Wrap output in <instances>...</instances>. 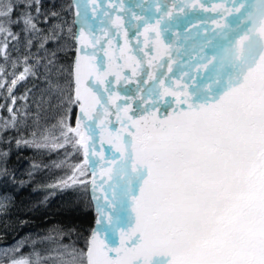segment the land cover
Segmentation results:
<instances>
[{
	"label": "snow or ice",
	"instance_id": "1",
	"mask_svg": "<svg viewBox=\"0 0 264 264\" xmlns=\"http://www.w3.org/2000/svg\"><path fill=\"white\" fill-rule=\"evenodd\" d=\"M232 3L235 7L224 11L237 14L233 27L218 41L228 48L227 58L217 61L226 73L188 86L191 92L180 85L179 91L165 87L160 80L162 91L151 90L158 99L149 115L133 119L124 109L131 123L121 130L131 139L109 141L119 155L106 161L101 184L95 176L91 181L96 225L106 235L119 231V246L109 247L92 229L86 264H264V0L247 7ZM201 8L219 11L220 6ZM10 11L11 6L0 8V16ZM25 23L36 27L31 18ZM217 27L225 25L217 22ZM80 42L83 48V32ZM213 60L203 64L205 70ZM93 61L88 55L76 58L75 101L82 117L75 127L66 125L84 149L85 164L91 126L85 128L83 120H92L100 104L86 85L93 78L103 83ZM28 72L26 67L17 79ZM169 96L177 108L161 118L159 100ZM170 106L165 100L164 107ZM91 154L97 155L95 149ZM99 156L104 159L103 152ZM75 173L84 174L77 167L62 181L65 187L86 183Z\"/></svg>",
	"mask_w": 264,
	"mask_h": 264
},
{
	"label": "trees",
	"instance_id": "2",
	"mask_svg": "<svg viewBox=\"0 0 264 264\" xmlns=\"http://www.w3.org/2000/svg\"><path fill=\"white\" fill-rule=\"evenodd\" d=\"M9 6V15L0 16V248L23 242L22 254L29 242L35 251L40 241L45 247L60 238L75 249L87 240L85 252L95 214L75 207L85 190L63 185L66 175L54 162L65 141L50 130L65 87H76L74 0H0V8ZM29 18L35 28L25 23Z\"/></svg>",
	"mask_w": 264,
	"mask_h": 264
},
{
	"label": "bare ground",
	"instance_id": "3",
	"mask_svg": "<svg viewBox=\"0 0 264 264\" xmlns=\"http://www.w3.org/2000/svg\"><path fill=\"white\" fill-rule=\"evenodd\" d=\"M252 1L253 0H249ZM200 2V0H199ZM199 2H196V0H171L172 4H176L178 3V9H172L170 12L168 11V13H166V23L162 29V31L164 30L163 36H162V32H158L154 35L155 39H156V46L154 48V50L157 51L158 53V57L160 58V63H158L157 61L152 62V64L150 66L146 67V77L142 78L141 80L143 82H145L144 85H140V80L138 79H134L132 77H135V71L129 68H126L121 65H119L118 61H112L111 64H109L107 66V75H103V78H105L107 81L109 82V85L111 87L114 86V83H116L119 79L120 76H122L124 74V76L130 80V81H134L133 84L135 87H149L150 85H153L155 83H158V81L163 80L164 82V86L165 87H171L173 89V87L176 84V74L171 73L169 71V67H171V63H170V53L175 52V53H185L184 54V59L186 58V52H193V51H199V52H203L202 48H204L201 44H198L197 42H193V41H180L181 46H183V48L179 47L176 45V42L174 39H172L170 37V35H176L180 25L183 24V26H186L185 22L187 24H200L195 28L186 30L184 32V34L186 33H192L194 31H198L201 29V32H203V30L206 28H208L209 30L212 29V25L211 24V20H207V21H199L196 20V14H194V12H192L191 14H189L187 17L189 18H185V11L187 10V8L189 7H193V3L197 5H199ZM220 2V6L222 4V0H217V3ZM96 7H98L97 5H95V2H93L92 0H85V6H84V23L89 27V32L87 33V37H85L87 46H86V50H87V55L90 57H94V62H97L98 65L99 63H103L104 59H105V53L107 52V50L109 49V47H113L115 44L117 43V39L119 40V43L123 40L119 38H113L112 35H114L113 33L116 34V32L120 31L122 32V34H126L128 32L127 29V25L125 24V22H123V20L119 19V24H117L116 19L112 18V23L109 22L107 20V16L104 15L103 18H100V14L98 13V11L96 10ZM182 11V15L181 14ZM223 11V9H222ZM111 14H113L115 12V10H110ZM118 13H121L120 10H118ZM169 13L171 15H169ZM217 14H219L217 12ZM181 16V17H180ZM181 19H184V21H181ZM169 19V20H168ZM226 20H219L220 24H224ZM116 22V23H115ZM217 25V24H215ZM97 28L98 30H100V32L97 31V34L99 35V37L97 35H95L91 29ZM225 29V27H224ZM159 34V35H158ZM142 36L147 37L146 39H142V41H147L148 37L150 36V34L148 33H143ZM100 43L101 46V51H98L95 49V44ZM138 39L136 38H132L129 40L128 45L126 46L125 50L128 52H136L137 51V43H138ZM210 44V42L207 44V46ZM116 47V46H115ZM124 48V47H123ZM207 48V47H206ZM185 50V52H184ZM204 50V49H203ZM205 52V50H204ZM203 52V53H204ZM209 53V52H208ZM125 56V55H124ZM204 58V57H203ZM184 61H187L184 60ZM156 68V70H159V72L157 74L152 73L151 71ZM211 68V67H210ZM223 68L226 69V66L223 65ZM177 69V68H176ZM118 70V71H117ZM116 71L117 73L115 74L116 77L112 76V73ZM163 75H165V77H163ZM152 77V78H150ZM207 78H204V80ZM107 81L104 83L105 86H107ZM99 84V83H98ZM86 86H90L93 93L95 95L98 96L97 92H98V85L97 83L94 84V80H89L88 85ZM122 87L121 84H117L115 87ZM135 91V96H139V93H144V92H140L143 91L141 88L138 89H134ZM131 93H133V91L131 90ZM128 96V95H127ZM114 97V96H113ZM120 98H122V95H119ZM100 104L96 106L97 111L93 113V119L89 120V125L91 126V133L90 136L91 138L88 140V147H89V151L90 153H92V150L95 149L97 155H92L91 154V165L93 167V178L95 176V180L97 182V184H101L102 180H101V176L100 173L107 167V159H106V152L108 150V153H113L115 155H119V153H117L115 151V148L112 146V144L109 142L111 140H113L115 137L119 136L118 134H116L115 130L118 131H122V127H124V121L122 124V120L124 118V110L123 106L120 105V109H115V106L113 108H109L107 109L105 102H103L104 100H102V97H100ZM171 101L174 100L173 97H171ZM133 99V98H132ZM131 99V100H132ZM146 103V102H145ZM171 104V102H169ZM123 104V102H122ZM134 104V103H133ZM134 106H138L137 102L136 105L134 104ZM105 108L107 109L108 114L105 115ZM169 108L170 107H164L163 109V113L161 115V118L164 117L165 115H169L171 114V112H169ZM170 111H172V108L170 109ZM122 117V120H117V116ZM133 119H139V117L134 116ZM101 120H105L108 124V127L106 128L104 123ZM99 121L100 124L102 123V127L105 128L103 130L100 129L99 127ZM111 122L114 123L115 122V126L112 127ZM130 121H127V125H130ZM98 124V125H97ZM115 133H114V132ZM129 131H134V129H131L129 127ZM99 133H103L104 136V141L101 135H98ZM126 136V134H124ZM124 141H128V140H124ZM103 142V144H102ZM109 147V149H107V147ZM103 152L104 155V159H100L99 153ZM104 179L106 180V177H104ZM107 185H105L106 187ZM93 195V193H92ZM97 196H100L101 193L99 191V189L96 192ZM117 241H120V235L117 236ZM115 244V241L113 239L112 241Z\"/></svg>",
	"mask_w": 264,
	"mask_h": 264
},
{
	"label": "rangeland",
	"instance_id": "4",
	"mask_svg": "<svg viewBox=\"0 0 264 264\" xmlns=\"http://www.w3.org/2000/svg\"><path fill=\"white\" fill-rule=\"evenodd\" d=\"M228 0H224L223 3H227ZM75 6L81 11V6H82V1L81 0H74ZM237 5H238V0H237ZM233 6V5H232ZM235 6V5H234ZM228 9H231V7L227 6ZM233 8V7H232ZM223 14H225V18L229 19L225 21V29L217 27V18H213L211 20L212 25V33L213 37L210 38L209 35H207L208 38H210V44H209V49H207L204 53L201 52L200 54H191L187 55L184 60L187 59V61H184L188 67L189 73L193 72H198L202 74V78L204 81V78H208L217 72L220 73H226L228 71L227 67L226 69L223 68V65L217 64V61L221 58H227L228 56V48L220 47V43L223 41L221 40V37L223 33L228 32L230 28L233 27V25L230 23L235 19L234 17L229 18V14L224 11V13H221L220 19H223ZM231 16V15H230ZM93 33L99 37L97 34V29H93ZM203 38V36H202ZM218 41L220 43H218ZM180 44V41H178V45ZM209 52V53H208ZM200 58L199 64L196 66V69L194 71H190L193 66L195 65V57ZM215 56L216 60H213L212 63L208 64V70H205L203 67V64L207 60H211L212 57ZM171 57L173 59V72H176L177 66L175 65V61L177 59V55L172 52ZM202 57H205L206 60H202ZM184 58V57H183ZM213 64H217V66L214 68ZM211 67V68H210ZM177 77V74H176ZM98 88V87H97ZM76 89V87H75ZM75 89L74 87H65L64 93L62 97L58 101L59 108L62 106V110L57 112L53 117H56V122H54L51 125L50 130L54 131L57 133V137L61 138L65 142L62 143L63 150L62 154L63 157L60 161H55L54 163L56 164V168L62 167V170L66 175L64 177L65 179L68 180L70 176L74 174V170L79 167L81 170L84 172L83 175H80L79 173H75L77 175L79 181H85L86 183H76L73 185V187L78 188V192L80 193V190H85V193L83 194V197L81 195H78L75 193L74 199H78L80 197L84 198V202H79L77 205H75L76 208L80 210H87L91 213H89V216H93V214L96 213V203L94 200H92V191L89 190V185L91 182V176H90V168H89V163H91L90 157H89V163L85 164L84 163V149L76 143V140L78 137H76L73 133H68L67 132V127L66 125H71L72 127H75L77 119L82 117V113L79 111V105L75 101ZM114 93V92H113ZM115 94V93H114ZM130 103L127 104V109L128 113H131V108H130ZM109 107H113L112 102H110ZM137 110V107H136ZM138 113L141 112V109L137 110ZM84 126L85 122L83 120ZM86 128V126H85ZM68 141H67V140ZM62 149L61 145H58V151ZM89 156H90V151H89ZM81 199V198H80ZM87 205V206H86ZM52 240V238H50ZM54 240V239H53ZM52 240V241H53ZM87 240H84L82 243H77V248L71 246V243H62L61 239L58 238L55 240V242H52L51 245H45V247L42 246L43 242L40 241L39 243V248L35 251H32V246L34 242H29L27 250L29 252L19 254V250L21 248V245L24 244L23 242L17 243L13 246L10 247H5V248H0V264H16L17 261L19 260H27L29 264H86L85 260V252H84V246L86 245ZM67 244V246H65ZM42 247V248H41ZM71 247L74 249H71Z\"/></svg>",
	"mask_w": 264,
	"mask_h": 264
},
{
	"label": "water",
	"instance_id": "5",
	"mask_svg": "<svg viewBox=\"0 0 264 264\" xmlns=\"http://www.w3.org/2000/svg\"><path fill=\"white\" fill-rule=\"evenodd\" d=\"M82 28H83L84 32L87 34V28L85 27V25H83V23H82ZM93 80H94V78H93ZM85 123H86V126L88 127L89 126V120L87 118H85ZM95 228H97V230H98L97 225L95 226Z\"/></svg>",
	"mask_w": 264,
	"mask_h": 264
}]
</instances>
